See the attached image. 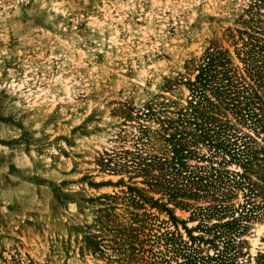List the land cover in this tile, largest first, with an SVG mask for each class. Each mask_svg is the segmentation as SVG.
<instances>
[{"label":"rangeland","instance_id":"rangeland-1","mask_svg":"<svg viewBox=\"0 0 264 264\" xmlns=\"http://www.w3.org/2000/svg\"><path fill=\"white\" fill-rule=\"evenodd\" d=\"M251 57L264 0H0V264H122L112 229L133 213L155 264H259Z\"/></svg>","mask_w":264,"mask_h":264},{"label":"trees","instance_id":"trees-1","mask_svg":"<svg viewBox=\"0 0 264 264\" xmlns=\"http://www.w3.org/2000/svg\"><path fill=\"white\" fill-rule=\"evenodd\" d=\"M250 60L251 61H249L248 66L253 71V73L251 74L252 76L251 84L253 85H251V87L261 88V90L260 89L259 90L263 94L259 93L258 89H254L251 96L245 97L246 100L248 101H246L245 107L243 109L247 110L248 112L251 109V108H248L249 107L248 103L250 102L257 104L258 107H264V59H260L262 62H258L257 59L251 57ZM205 75L206 74L204 72H201V74H199L198 76V79L200 81L205 80L206 79ZM228 81L229 80H227V82ZM219 82H222V81H219ZM214 86H215V93L216 94L218 93V96L222 95L221 99H225L228 96L230 97V94L234 93L237 90L236 88L237 85L235 86L230 83L227 84L226 82L221 83V84L218 82H215ZM174 150H175L174 158L167 160L166 163L168 164L171 170L176 172V173L174 172V175L175 174L178 175L182 173L181 172L182 168H185L186 166L184 165V163H182L181 155L178 156V152H177L178 149L175 148ZM179 150H181V148ZM164 161H157V162L153 161V163H145L144 165L162 166L165 164ZM191 172L193 173V171ZM189 173H190V170H189ZM168 190H169L168 194H170V196L172 197H175L179 192L177 191V189H172V188H169ZM132 216H134L132 220H134L136 224H132V223L127 224V225L117 224V226L112 229L113 237H111V241L113 242L112 244L116 246L114 248L116 252L119 254L121 263L122 264H146V263L155 264L157 262L156 257H153V258L143 257L142 255L144 251L143 247L142 246L137 247L138 243L140 242L139 234H141V232L143 231L142 229L145 227L143 226L144 220L137 218L136 213H133ZM235 221L236 219L232 218L230 221L223 223V225H226V226L233 225L234 223H236ZM100 227L105 228L104 225H101V224H100ZM92 237L93 236L91 234H88L86 236V238H88L94 244H96L92 240ZM139 251H141V253H139ZM257 259H258L259 264H264V251L258 253ZM189 260L193 261L191 264H197L199 262V259H197L196 257H192L191 255H189L188 258L186 259V261H189ZM205 260L206 262H210L212 264H234L233 257L228 256L227 254H224L222 252H217L212 255H207Z\"/></svg>","mask_w":264,"mask_h":264}]
</instances>
